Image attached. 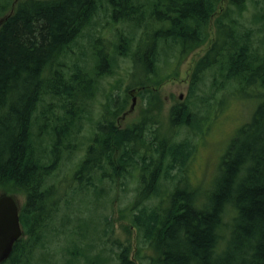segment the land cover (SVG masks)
<instances>
[{"label": "trees", "instance_id": "16d2710c", "mask_svg": "<svg viewBox=\"0 0 264 264\" xmlns=\"http://www.w3.org/2000/svg\"><path fill=\"white\" fill-rule=\"evenodd\" d=\"M220 2L0 0V188L24 197L23 234L5 264H264V14L255 15V28L240 20L244 0H222L219 8ZM100 11L111 26L129 28L116 35L111 53L94 46L88 68L74 62L71 48ZM210 28L214 35L194 64L190 96L203 92L198 83L205 71L220 83L210 95H196L201 109L172 106L166 132H159L163 103L152 85L170 76L162 77L155 64L162 53L165 65L179 64L206 42ZM119 56L142 63L146 78L131 88L144 104L140 119L120 127L119 117L102 116L83 157L69 168L72 182L63 196L57 172L76 151L89 101ZM226 90L253 98L256 107L212 182L185 184L195 146L188 138L176 141L175 131L201 121L202 108L213 107L215 94ZM123 108L108 98V114ZM127 176L138 185L134 200L119 210L125 222L119 238L95 202L94 216L79 213L75 196L92 191L98 200L111 187L105 181ZM132 229L139 239L134 247Z\"/></svg>", "mask_w": 264, "mask_h": 264}, {"label": "rangeland", "instance_id": "374dc122", "mask_svg": "<svg viewBox=\"0 0 264 264\" xmlns=\"http://www.w3.org/2000/svg\"><path fill=\"white\" fill-rule=\"evenodd\" d=\"M228 0H224L223 5H227ZM218 6L222 7V0L218 3ZM244 11L241 13L240 20L245 24H252L255 28L258 27L257 21L253 22L255 15L264 14V0H244ZM110 17L107 13L100 11L94 18L92 24L88 29L84 31L82 36L72 46L74 62L76 61L85 67L91 68L93 65V47L103 46L106 52H112V46L116 43V35L120 33H126L129 27L127 24L116 23L110 25ZM212 22L214 20H211ZM211 27L213 23H210ZM144 27L135 30V40L131 46V53L139 46L138 38L142 34ZM149 30V28H147ZM214 35V29L210 28V37L206 42L199 46L195 51H192L186 58L179 64L173 62V64L167 66L163 63L164 54H161L160 62H157L156 69L159 73H162V77L169 75L170 77L161 81L157 86L152 85V90L157 93L162 100V128L159 127V132H166L167 118L169 110L172 106L186 103L191 108L199 109V99L196 95H210L211 85L219 84L220 78L213 71H205L202 76V82L198 83V87L203 90L195 91L194 95L190 96L191 92V77L194 64L199 61L206 52L209 45L210 38ZM261 38V35H257ZM99 48V47H98ZM135 53V52H133ZM168 53V52H167ZM132 56L117 57L116 67L113 74L106 76L100 80V88L95 94L94 98L90 102L91 111L85 115L82 124L83 129L77 140V149L67 159L64 164H61L60 170H58V176L63 185L60 188V194L64 196L67 186L72 182L69 178L71 170L70 167H74L77 161L83 157L85 145L88 138H91L96 131H99L97 127L102 116L112 119L117 122V118L129 110V106L132 103V96L129 94L131 88H137L140 80L146 78L143 75L142 63L135 65L132 60ZM73 62V63H74ZM139 81V82H138ZM231 89V88H230ZM129 96H128V94ZM255 93L252 92L254 96ZM182 96L179 99V96ZM113 96L115 104L120 105L124 103V108L117 115H111L107 112L108 98ZM135 101L133 108L126 113L117 123L120 127H126L136 123L140 119L144 104L138 92H135ZM216 100L213 103V107L204 106L203 119L196 121L194 126L190 129L187 127H178L174 139L176 141L191 139L195 146V153L191 163L188 165L186 173L185 184H195L194 186L200 188L208 186L217 174L221 158L225 153L231 140L236 136L238 129L243 126L247 120L251 117L253 110L256 107V100L248 98L243 95L232 93L229 90L215 94ZM112 108V106L110 107ZM109 108V109H110ZM201 109V108H200ZM112 110V109H111ZM157 110L155 114H157ZM113 117V118H112ZM157 129V125L153 126V129ZM197 136H196V135ZM71 168V169H72ZM131 177L127 176L123 181H116L112 185L109 181L108 186H111L107 191L103 192V198L96 200L92 191H82L78 193V197L75 196V202L80 203L81 208L79 213L84 215L94 216V209L90 208L92 203H96V210L98 213H104L110 217L112 224V234L116 237H124V231L122 224H125L119 217V210L129 205L135 198V188L138 184L131 182ZM208 188V187H207ZM9 194L18 200L19 207L24 204V197L13 193H6L0 188V195ZM74 199V198H73ZM128 240L134 245H137L138 237L136 231L132 229V235L128 236ZM110 247L109 245H106ZM149 254V252H147ZM138 264H148L146 260L137 261Z\"/></svg>", "mask_w": 264, "mask_h": 264}, {"label": "water", "instance_id": "95a60500", "mask_svg": "<svg viewBox=\"0 0 264 264\" xmlns=\"http://www.w3.org/2000/svg\"><path fill=\"white\" fill-rule=\"evenodd\" d=\"M133 105L134 100L131 108ZM19 211L20 207L16 197L7 194L0 195V264L9 258L15 242L23 234Z\"/></svg>", "mask_w": 264, "mask_h": 264}, {"label": "flooded vegetation", "instance_id": "af4514ba", "mask_svg": "<svg viewBox=\"0 0 264 264\" xmlns=\"http://www.w3.org/2000/svg\"><path fill=\"white\" fill-rule=\"evenodd\" d=\"M196 49H197V48H196ZM196 49H195V50H196ZM195 50H193V51H195ZM191 53H192V52H191ZM131 95H134V96H135V93L133 92ZM179 99H180V96H179Z\"/></svg>", "mask_w": 264, "mask_h": 264}]
</instances>
